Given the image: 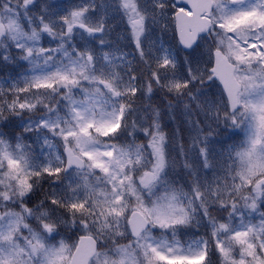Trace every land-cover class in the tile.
<instances>
[{
  "label": "snow or ice",
  "instance_id": "1",
  "mask_svg": "<svg viewBox=\"0 0 264 264\" xmlns=\"http://www.w3.org/2000/svg\"><path fill=\"white\" fill-rule=\"evenodd\" d=\"M0 264H264V0H0Z\"/></svg>",
  "mask_w": 264,
  "mask_h": 264
},
{
  "label": "trees",
  "instance_id": "2",
  "mask_svg": "<svg viewBox=\"0 0 264 264\" xmlns=\"http://www.w3.org/2000/svg\"><path fill=\"white\" fill-rule=\"evenodd\" d=\"M112 23L113 24H117V23H120V22L118 20H116V21H113ZM123 29H124V26H123V24H121L120 25V28H118L116 30V34H119L122 37L124 35ZM168 35H170L173 38V40L175 41L176 38H175V36H174V34H173V32L171 30L168 31ZM125 43H127V41H125V40L122 39L121 40V44H125ZM125 50L126 51H130L131 49H125ZM45 187H47V186H45Z\"/></svg>",
  "mask_w": 264,
  "mask_h": 264
},
{
  "label": "rangeland",
  "instance_id": "3",
  "mask_svg": "<svg viewBox=\"0 0 264 264\" xmlns=\"http://www.w3.org/2000/svg\"><path fill=\"white\" fill-rule=\"evenodd\" d=\"M117 20L119 21L118 18H117ZM174 36H175V38H176L175 41L173 40V38H172L170 35H168V33H167V35L165 36V39L171 41L174 45H175V44H178L176 34H175ZM177 170H179V166L177 167ZM213 259L215 260L216 257H214Z\"/></svg>",
  "mask_w": 264,
  "mask_h": 264
},
{
  "label": "water",
  "instance_id": "4",
  "mask_svg": "<svg viewBox=\"0 0 264 264\" xmlns=\"http://www.w3.org/2000/svg\"><path fill=\"white\" fill-rule=\"evenodd\" d=\"M177 35V38H178V41H179V35L178 34H176Z\"/></svg>",
  "mask_w": 264,
  "mask_h": 264
}]
</instances>
